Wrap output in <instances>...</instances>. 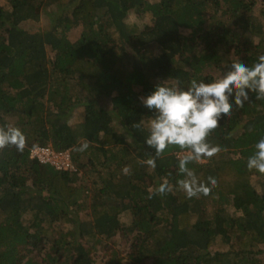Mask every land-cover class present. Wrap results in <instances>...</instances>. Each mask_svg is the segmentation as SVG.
<instances>
[{"label": "trees", "instance_id": "trees-1", "mask_svg": "<svg viewBox=\"0 0 264 264\" xmlns=\"http://www.w3.org/2000/svg\"><path fill=\"white\" fill-rule=\"evenodd\" d=\"M7 3L0 127H18L25 145L0 149V264H98V252L102 264H264V174L246 167L264 137V99L234 106L207 138L221 151L189 162L200 181L217 180L192 198L176 186L187 150L170 146L154 169L144 163L155 150L144 145L153 113L141 99L166 79L210 83L238 59L258 62L264 0ZM43 14L44 29L22 27ZM48 146L69 152L72 168L31 158ZM163 179L171 191L160 194Z\"/></svg>", "mask_w": 264, "mask_h": 264}, {"label": "clouds", "instance_id": "clouds-1", "mask_svg": "<svg viewBox=\"0 0 264 264\" xmlns=\"http://www.w3.org/2000/svg\"><path fill=\"white\" fill-rule=\"evenodd\" d=\"M167 80L158 82L149 95L141 98L143 106L153 113L147 118L148 135L144 145L155 150V155L149 156L144 163L154 169L156 158L170 146L187 150L188 154L179 159V173L183 178L177 180L176 186L188 198L208 196L217 180L208 177L207 183L200 181L188 164L193 160L212 158L221 151L207 138L222 118L230 116L234 106L243 107L253 94L257 100L264 99V55L252 65L242 63L240 59L232 62L226 74L210 83L193 79L189 86L180 87L178 83L169 86ZM10 145L18 151L23 150V132L14 126L0 127V149ZM88 146L85 142L76 150L83 152ZM254 147L246 167L264 174V137ZM157 191L160 194L171 191L167 179H163Z\"/></svg>", "mask_w": 264, "mask_h": 264}, {"label": "rangeland", "instance_id": "rangeland-1", "mask_svg": "<svg viewBox=\"0 0 264 264\" xmlns=\"http://www.w3.org/2000/svg\"><path fill=\"white\" fill-rule=\"evenodd\" d=\"M261 3H262V0H259V4L260 5H261ZM0 6L7 8L9 6V4L7 3V0H0ZM44 12H46V11H44ZM47 12H49V11H47ZM49 13H51V12H49ZM259 13H260V11L257 12V14H259ZM134 17L135 16L131 15L129 22H133L134 21ZM47 18H48V15L43 14L42 15V19H41L40 22L37 23V22H33V21H28V22L23 23L22 27L24 29H29V30L44 29L46 27V19ZM149 23H150V18L146 17V19H144V20L140 19L136 23V25L139 26V27H142L144 24H149ZM50 55L52 56L53 54L50 53ZM216 75H218V78H219V74H216ZM83 114L84 113H83L82 109L77 110L73 114V116L71 118V121H70V124H73V123L75 124V123L80 122L82 120V118H83ZM81 216L85 217L86 213L81 214ZM121 222L123 223L124 226H130L131 225L130 216L129 215L122 216L121 217ZM64 229H65V231H68V227L67 226H64ZM222 248H224V247L221 246L220 243H218V245L215 247V250L216 251L217 250H221ZM94 257H95V259H96L98 264H102L103 263L104 258H103V254L102 253L99 254V252H98L96 255H94ZM108 257H110V256H108Z\"/></svg>", "mask_w": 264, "mask_h": 264}, {"label": "built area", "instance_id": "built-area-1", "mask_svg": "<svg viewBox=\"0 0 264 264\" xmlns=\"http://www.w3.org/2000/svg\"><path fill=\"white\" fill-rule=\"evenodd\" d=\"M31 158L37 159L42 164H51L58 170L72 168L69 152H55L50 146L36 147L31 151Z\"/></svg>", "mask_w": 264, "mask_h": 264}]
</instances>
